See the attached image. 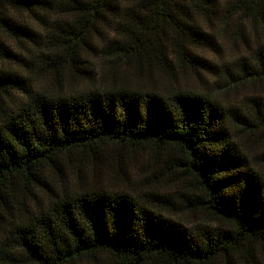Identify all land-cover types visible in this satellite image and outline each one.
Segmentation results:
<instances>
[{
  "label": "trees",
  "instance_id": "trees-1",
  "mask_svg": "<svg viewBox=\"0 0 264 264\" xmlns=\"http://www.w3.org/2000/svg\"><path fill=\"white\" fill-rule=\"evenodd\" d=\"M263 262L264 0H0V264Z\"/></svg>",
  "mask_w": 264,
  "mask_h": 264
},
{
  "label": "rangeland",
  "instance_id": "rangeland-1",
  "mask_svg": "<svg viewBox=\"0 0 264 264\" xmlns=\"http://www.w3.org/2000/svg\"><path fill=\"white\" fill-rule=\"evenodd\" d=\"M106 38L104 40H101L102 43H100V48L97 52L94 53V55L90 56L91 59H93L96 62L97 68L95 69V71H97V76L99 77L101 74H103V72L105 71V63H106V59L104 58V50L105 47H108L106 45L109 44L110 40L114 39V33L112 32V30L108 31V29H106L104 31ZM207 56L212 57V58H216L215 55H212L211 53H206ZM90 69L93 70V68L90 67ZM94 71V72H95ZM79 86H84V84H81ZM180 217L185 221V224L189 227V230L194 231L197 228V225L200 223L199 221H197L196 217H193L192 215H190L189 213H181ZM212 227H215V225H213ZM264 264V262H263Z\"/></svg>",
  "mask_w": 264,
  "mask_h": 264
}]
</instances>
